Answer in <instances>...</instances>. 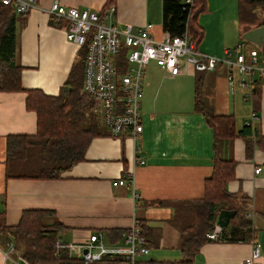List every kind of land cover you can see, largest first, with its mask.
<instances>
[{
    "label": "crops",
    "instance_id": "1",
    "mask_svg": "<svg viewBox=\"0 0 264 264\" xmlns=\"http://www.w3.org/2000/svg\"><path fill=\"white\" fill-rule=\"evenodd\" d=\"M52 1L35 0V5L44 9ZM57 1L80 11H98L106 23L118 29L129 26L136 31L150 24L153 37L161 38L163 34L162 0ZM204 1L205 10L197 18L201 29L197 50L222 58L225 49L243 42L239 51L245 59L252 53L256 63L264 65V42L258 47L242 39L246 32L259 27L245 31L239 24L238 0ZM24 17L25 25L18 35L19 63L23 67L21 86L39 89L50 96L68 92L65 91L68 87L63 86L85 47L66 40V20L54 21L38 9ZM261 19L260 27H264V15ZM84 58L85 51L83 68ZM147 66L142 79V131L135 139L126 134L110 136L101 116L93 112V103L92 112L105 133L90 141L82 161L55 180L5 178L6 138L35 134L36 115L25 108L24 92L0 91V227L15 226L25 210H48L64 226L60 242L83 246L90 235L98 233L103 245L111 247L123 245L125 233L137 222L144 225L148 248L147 255L137 256L138 261H180L183 260L180 234L170 223L172 208L149 203L202 198L204 179L211 173L213 157L218 155L235 162L234 178L225 188L228 193L247 199L244 207L251 212L253 238L260 248L255 264H264V152L255 145V135H264V76H255L261 85L257 94L254 91L252 95L254 87L250 90L240 84L243 75L223 64L211 71H196L181 60L175 76L156 65L146 74ZM228 75L232 85L228 83ZM83 77L82 71L80 93ZM195 80L198 98L207 111L231 115L237 130L249 126L248 138L223 140L215 147L212 128L194 107ZM248 139L252 145L249 150ZM257 167L260 170L254 173ZM119 178L123 184L113 186ZM220 229L216 226L218 234ZM217 236L200 247L192 264H238L249 256L250 241L231 242ZM10 240L13 238L0 229V264H11L2 257ZM68 256L82 263L80 256L74 253ZM11 257L22 260L19 252Z\"/></svg>",
    "mask_w": 264,
    "mask_h": 264
},
{
    "label": "trees",
    "instance_id": "2",
    "mask_svg": "<svg viewBox=\"0 0 264 264\" xmlns=\"http://www.w3.org/2000/svg\"><path fill=\"white\" fill-rule=\"evenodd\" d=\"M183 1L162 0V31L171 36H180L187 30L197 46L201 36L197 18L205 10V1L192 0L191 5ZM237 7L239 24L245 27V31L263 24L264 0H238ZM25 15H16L9 6L0 2V91L24 92L25 108L36 115L35 134L9 135L6 138L5 178L55 180L82 161L90 141L105 132L92 112V99L80 93L85 48L80 50L81 58L73 64L63 86L69 88L68 92L50 96L39 89H24L21 86L23 67L19 63L18 35L25 25ZM118 64L120 72L124 64L123 51ZM260 85L257 81L252 95L254 91L257 94ZM198 93V80H195L194 107L212 128L215 147L223 140L250 136V127L245 125L237 130L231 115L209 113L200 102ZM255 145L264 152V135H255ZM251 146L248 139L247 150ZM234 165L232 158L223 159L215 155L211 173L204 179L200 199L149 203L172 208L170 223L179 231L183 260L156 262L145 259L137 261V264H192L200 247L210 241L206 234L216 230L215 221L221 209L235 211V214L228 226L220 229L219 240L250 241L253 236L251 221L244 216L247 199L230 194L225 188L226 183L234 178ZM137 225L144 237V225ZM0 229L3 234L13 238L15 252H19L27 264H83L79 259L69 258L65 250H55V242L60 241L64 226L54 219L52 211L25 210L15 226H2ZM90 264H121V259L104 256Z\"/></svg>",
    "mask_w": 264,
    "mask_h": 264
},
{
    "label": "built area",
    "instance_id": "3",
    "mask_svg": "<svg viewBox=\"0 0 264 264\" xmlns=\"http://www.w3.org/2000/svg\"><path fill=\"white\" fill-rule=\"evenodd\" d=\"M0 2L9 6L17 15L28 14L38 9L54 21H67L66 40L78 47H85L82 92L93 100V112L101 116L106 131L113 137L126 134L135 139L142 131L140 105L143 96V69L151 62L171 76L179 73L181 60L196 71H211L217 65L223 64L229 70L234 69L243 75L240 84L250 90L257 82L255 76H264V65H258L252 53L248 60L240 53V48L244 46L243 42L225 49L224 56L218 58L198 51L187 30L180 36H171L163 32L161 38H155L150 34V24L136 31H132L129 26L118 29L106 23L98 11H80L75 7H64L57 0L52 1L50 6L44 9L37 7L35 0ZM183 2L186 5L192 4V0ZM122 51L124 64L119 72L118 61ZM227 79L232 85L230 75ZM259 170L258 167L255 168L254 173H258ZM121 184H123L121 178L112 183L113 186ZM244 216L251 220V212L246 211ZM217 235L218 230L206 234L209 239H214ZM250 243L249 256L238 264H255L259 259V244L253 236ZM54 247L56 251L65 250L68 254L80 256L83 264L97 262L104 256H117L121 259V264H137V256L148 253L137 222H134L125 233L124 244L120 246L105 247L100 234L95 233L90 235L83 246L56 241ZM14 252V241L10 240L7 250L2 251L3 260L10 261L11 264H27L23 259L12 258L11 254Z\"/></svg>",
    "mask_w": 264,
    "mask_h": 264
},
{
    "label": "water",
    "instance_id": "4",
    "mask_svg": "<svg viewBox=\"0 0 264 264\" xmlns=\"http://www.w3.org/2000/svg\"><path fill=\"white\" fill-rule=\"evenodd\" d=\"M263 35H264V27H259V28H255V29H252L246 32L242 36V39L250 43H254L258 47H260L261 42H264V39L261 38V37L264 38ZM68 90H69L68 88H65V91H68ZM234 214H235V211L221 209L218 212L217 217H216V221H215L216 226H218L219 228L227 227L229 224V221L233 219ZM83 252H85V250Z\"/></svg>",
    "mask_w": 264,
    "mask_h": 264
},
{
    "label": "rangeland",
    "instance_id": "5",
    "mask_svg": "<svg viewBox=\"0 0 264 264\" xmlns=\"http://www.w3.org/2000/svg\"><path fill=\"white\" fill-rule=\"evenodd\" d=\"M241 40V39H240ZM251 47L253 48V46L251 45ZM145 68V67H144ZM155 69V64L153 62L149 63L148 66L145 69L146 74L149 73L150 71ZM144 71V69H143Z\"/></svg>",
    "mask_w": 264,
    "mask_h": 264
},
{
    "label": "bare ground",
    "instance_id": "6",
    "mask_svg": "<svg viewBox=\"0 0 264 264\" xmlns=\"http://www.w3.org/2000/svg\"><path fill=\"white\" fill-rule=\"evenodd\" d=\"M22 15H24V14H22Z\"/></svg>",
    "mask_w": 264,
    "mask_h": 264
}]
</instances>
